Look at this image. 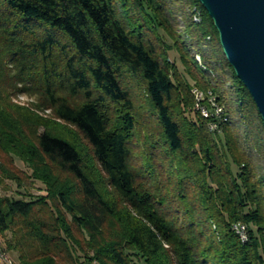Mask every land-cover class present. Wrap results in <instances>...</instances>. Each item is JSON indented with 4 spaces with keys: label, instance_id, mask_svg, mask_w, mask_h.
<instances>
[{
    "label": "trees",
    "instance_id": "obj_1",
    "mask_svg": "<svg viewBox=\"0 0 264 264\" xmlns=\"http://www.w3.org/2000/svg\"><path fill=\"white\" fill-rule=\"evenodd\" d=\"M256 157L264 122L199 0H0V188L45 187L0 198L20 264H264Z\"/></svg>",
    "mask_w": 264,
    "mask_h": 264
},
{
    "label": "water",
    "instance_id": "obj_2",
    "mask_svg": "<svg viewBox=\"0 0 264 264\" xmlns=\"http://www.w3.org/2000/svg\"><path fill=\"white\" fill-rule=\"evenodd\" d=\"M219 33L226 58L264 122V0H199Z\"/></svg>",
    "mask_w": 264,
    "mask_h": 264
},
{
    "label": "rangeland",
    "instance_id": "obj_3",
    "mask_svg": "<svg viewBox=\"0 0 264 264\" xmlns=\"http://www.w3.org/2000/svg\"><path fill=\"white\" fill-rule=\"evenodd\" d=\"M178 7H176L175 11L177 12V14L179 16L182 15V13L177 9ZM194 20L199 23L200 22V17H199V12H196V15L194 14ZM179 22V26H180V29H181V19L178 20ZM161 35V37L163 38V40L166 42V44L170 45L171 42L169 41V39L167 38V36L162 32L160 31L159 33ZM169 61L170 63L172 64H175L177 66V68L179 69V71L184 74V71H183V68L179 62V59H178V55L174 52V51H170L169 52ZM196 60L198 63H200V65H202V62H201V59L199 56L196 57ZM189 84L191 85V91H190V95L192 96V99H193V107H192V114L194 116H198L200 115L197 111H196V108H195V104H196V98H194V94H193V91L194 90H199L201 91L202 93H204V99L206 98L205 95H208L209 93L199 89L198 87L194 86L195 84L190 82L189 81ZM231 85H228V88H230ZM17 104L19 105H22L24 107H29L30 109L32 110H36L37 113H39L41 116L43 117H50L52 118V115H51V112L49 110H40V111H37V107L39 106L37 104V100L36 98H31V97H28V96H25V95H20L17 97L16 101H15ZM37 104V105H36ZM241 126V124H240ZM256 160H257V163L260 165L261 167V170L262 172H264V160H262L261 158L259 157H256ZM15 166L17 168H19L20 170L26 172L27 174H31L30 170L28 169V167L22 163L19 159H16L15 160ZM7 185L9 186L10 190L9 191H3L1 188H0V198L2 197H5V196H9V197H14L16 199H19L21 196L19 194H26V193H29L30 195L32 196H40V195H43L45 193V187L44 185H42L41 183L39 182H34V183H29V186L27 188H18V186L13 183V182H7ZM0 245H2L4 247L5 243H4V240L0 237ZM8 253V252H7ZM11 260L13 261L14 264H20L19 261H18V257L16 254L14 253H8ZM134 264H144L143 261H140L139 259L135 258L134 259Z\"/></svg>",
    "mask_w": 264,
    "mask_h": 264
},
{
    "label": "built area",
    "instance_id": "obj_4",
    "mask_svg": "<svg viewBox=\"0 0 264 264\" xmlns=\"http://www.w3.org/2000/svg\"><path fill=\"white\" fill-rule=\"evenodd\" d=\"M205 112L206 114H208V119L210 120L211 127L214 128L215 134L221 133V127L225 123V121L223 113L219 110L216 99H212L211 109H205ZM234 231L239 236L242 242L245 243L248 241V233L246 227H241L240 224H237L234 226ZM9 261H12L10 256L0 255V264H9Z\"/></svg>",
    "mask_w": 264,
    "mask_h": 264
},
{
    "label": "bare ground",
    "instance_id": "obj_5",
    "mask_svg": "<svg viewBox=\"0 0 264 264\" xmlns=\"http://www.w3.org/2000/svg\"><path fill=\"white\" fill-rule=\"evenodd\" d=\"M193 94L195 96L194 98H196V104H195L196 110H198L203 117L208 118V114H206L205 109H211L212 99H215L214 96H212L211 94H209L208 96H205L206 97L205 99L208 102V106H206L205 104H203V101L205 100L204 95H203L204 93H202L201 91L196 89L193 91ZM199 96H200V98H199ZM218 107H219L220 112L223 113L222 108L219 106V104H218ZM240 225H241V227H246L242 224H240ZM0 255L1 256H9V254H7V252L4 250L2 245H0ZM9 264H14V263H13V261H9Z\"/></svg>",
    "mask_w": 264,
    "mask_h": 264
},
{
    "label": "crops",
    "instance_id": "obj_6",
    "mask_svg": "<svg viewBox=\"0 0 264 264\" xmlns=\"http://www.w3.org/2000/svg\"><path fill=\"white\" fill-rule=\"evenodd\" d=\"M8 254V253H7Z\"/></svg>",
    "mask_w": 264,
    "mask_h": 264
}]
</instances>
